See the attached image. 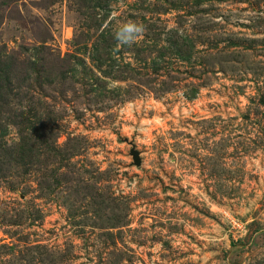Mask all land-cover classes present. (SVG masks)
Segmentation results:
<instances>
[{"label": "rangeland", "instance_id": "374dc122", "mask_svg": "<svg viewBox=\"0 0 264 264\" xmlns=\"http://www.w3.org/2000/svg\"><path fill=\"white\" fill-rule=\"evenodd\" d=\"M98 2L0 0V264H264V0Z\"/></svg>", "mask_w": 264, "mask_h": 264}, {"label": "trees", "instance_id": "16d2710c", "mask_svg": "<svg viewBox=\"0 0 264 264\" xmlns=\"http://www.w3.org/2000/svg\"><path fill=\"white\" fill-rule=\"evenodd\" d=\"M107 2H109V0H100V2H98L99 4H97L98 6L97 7H99L101 10H103V9H107V7H105L104 5H105V3H107ZM102 3H104V5L102 4ZM149 29H151V28H149ZM157 30H159V28H157V26H153L152 27V31L154 32H157ZM162 31H163V29H162ZM164 31H167V32H164L165 33V36L167 35V39L165 38V39H162V38H160V33H157L156 34V36L157 37H155V39H154V41L153 40H150V39H148V36H145V39L142 41V44L144 45V46H146V45H148V44H150V42H151V44H152V41H153V43L155 42L158 46H160V51L158 52L159 54H157V56L155 57V59H154V61H156L157 59L158 60H161L164 64H170V59H172L173 57L172 56H175V55H178L177 53H176V50H177V52L179 53V50H178V48H176V46H178V43L172 38V37H170V36H172L171 35V33L170 32H172L171 30H164ZM160 32V31H159ZM163 33V32H162ZM169 34V35H168ZM109 38V41H111V39H112V42L114 43V42H116V40L114 39V36H113V34H112V32L109 30V31H107L106 33H105V35H101V40H102V44H106L107 42H105V38ZM162 44V45H161ZM133 46H136V43L135 44H133ZM102 47H103V45H102ZM105 47H107V46H104V48ZM135 48H137V47H135ZM97 51H99V53L97 52V55H95V56H93L92 57V62H93V65H97V67H102V66H106V64H107V62H108V60L109 59H103L102 58V54H100V48H97L96 49ZM131 52H133V53H135L136 54V56H138V54L141 52V50H139V49H133V50H130ZM142 52L146 55V58L144 59V61L145 62H147L148 60H147V58H148V56L150 55V45L149 46H146V48H144L143 50H142ZM106 54V53H105ZM104 54V55H105ZM148 55V56H147ZM168 59V61H165V59ZM106 63V64H105ZM162 68L166 71L168 68H167V65H163L162 66ZM159 69L158 68H156L155 70H153V73L154 74H157V71H158ZM170 71H172V70H170ZM173 72V71H172ZM159 75V73L157 74V76ZM170 75V73L168 74V73H166V77L168 78V77H170L169 76ZM170 78H172V77H170ZM163 83V84H162ZM149 89L150 90H155L156 92L155 93H163V92H166V91H168V89H169V87L166 85V83H164L163 81L161 82V84H160V87L159 88H154V87H149ZM11 148H14V147H11ZM34 248H36V249H41V248H43L44 250L45 249H47V247H45V246H42V245H36ZM57 249H59V248H57V247H53V248H51V249H49V252H51V253H54V252H58V253H60V250H57Z\"/></svg>", "mask_w": 264, "mask_h": 264}, {"label": "clouds", "instance_id": "9594fccd", "mask_svg": "<svg viewBox=\"0 0 264 264\" xmlns=\"http://www.w3.org/2000/svg\"><path fill=\"white\" fill-rule=\"evenodd\" d=\"M146 32V26L140 22L118 21L113 32L117 48L135 44Z\"/></svg>", "mask_w": 264, "mask_h": 264}, {"label": "water", "instance_id": "95a60500", "mask_svg": "<svg viewBox=\"0 0 264 264\" xmlns=\"http://www.w3.org/2000/svg\"><path fill=\"white\" fill-rule=\"evenodd\" d=\"M132 156H133V160H134V164L136 166H140L141 165V159H140V153L136 150H132Z\"/></svg>", "mask_w": 264, "mask_h": 264}]
</instances>
